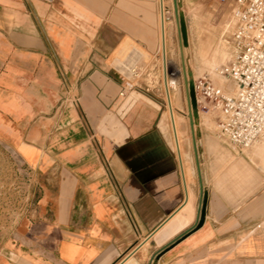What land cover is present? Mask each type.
I'll return each instance as SVG.
<instances>
[{"label": "crops", "instance_id": "1", "mask_svg": "<svg viewBox=\"0 0 264 264\" xmlns=\"http://www.w3.org/2000/svg\"><path fill=\"white\" fill-rule=\"evenodd\" d=\"M160 13L161 0H0V139L31 189L0 264H264V165L203 132L196 157L179 121L185 180L154 86L119 95L128 66L160 57Z\"/></svg>", "mask_w": 264, "mask_h": 264}, {"label": "rangeland", "instance_id": "2", "mask_svg": "<svg viewBox=\"0 0 264 264\" xmlns=\"http://www.w3.org/2000/svg\"><path fill=\"white\" fill-rule=\"evenodd\" d=\"M179 10L183 11L188 44L183 47V56L185 64V74L188 79H195L201 76L210 77L215 83L225 88L229 87V81L219 74V69L230 59V49L225 38L232 30V13L231 7L227 3L218 2L217 0H179ZM167 25L169 27L168 37L170 46V60L175 68H181V57L179 52V39L177 32V22L173 9L172 0H167ZM171 34V35H170ZM172 36V40H171ZM9 62V61H8ZM111 62V61H109ZM149 62V61H146ZM6 63L1 70H5ZM161 59L155 58L149 64L148 70L140 69L137 75L128 74L126 79L135 83L143 81L150 87L154 86L155 98L161 102V110L166 114L167 107L164 89L162 85ZM182 69L177 73L174 80L177 82V90L175 92L174 110L176 116L185 132V139L188 146L191 147V131L188 120V107L185 86L183 83ZM181 74V75H180ZM4 82L3 88L9 87L16 93L15 83ZM5 84V85H4ZM13 84V85H12ZM1 88V87H0ZM218 112L216 110L198 111L197 117L193 118V127L195 138L198 133H209L212 137L210 142L215 147L222 148L230 155L232 159H238L242 163H250L256 165H264V139L254 143L248 148H237L230 145L227 140L220 134L217 126ZM3 116L0 114V135L2 129L10 127L3 123ZM15 125H11L13 127ZM183 132L181 139L183 141ZM3 141L0 139V242L5 238L13 228L16 220L26 209V203L29 201L31 189L23 180L19 172L16 171L15 165L11 158L7 156L3 150Z\"/></svg>", "mask_w": 264, "mask_h": 264}, {"label": "built area", "instance_id": "3", "mask_svg": "<svg viewBox=\"0 0 264 264\" xmlns=\"http://www.w3.org/2000/svg\"><path fill=\"white\" fill-rule=\"evenodd\" d=\"M217 1L227 3L232 13V30L225 38L230 59L219 74L236 91L207 76L195 78L198 111L216 110L220 134L230 145L248 148L264 139V0ZM127 70L137 75L135 68ZM128 85L126 79L119 95Z\"/></svg>", "mask_w": 264, "mask_h": 264}, {"label": "bare ground", "instance_id": "4", "mask_svg": "<svg viewBox=\"0 0 264 264\" xmlns=\"http://www.w3.org/2000/svg\"><path fill=\"white\" fill-rule=\"evenodd\" d=\"M163 2L164 1L161 0L160 32H159L160 33L159 34L160 35L159 51H160L161 68H162L161 69L162 85H163L164 94H165V98H166V102H167L166 105L168 106V112L170 115L169 118L171 119V122H172L171 125L173 128V135H174V139H175L174 143H175L176 151L178 153L177 155H178V159L180 161L179 162L180 167L182 169L183 178L186 180L187 171L184 168V162H183V150H182L181 131L179 129V118L176 116L175 110H174V105H175L174 95H175V92L177 90V82H176L177 80L175 81L174 80L175 78H173V79L171 78L172 76L175 77L177 73H180L181 68H175V65L173 64V62L168 57L170 55V46H169V44L166 45V42H167V39L169 41V37H168L169 27L167 25L166 20L169 16L167 17L165 15L167 13V10L164 9V7H163L164 3ZM134 63H132V64H134ZM120 67H122V64ZM179 67H181V66H179ZM124 70H125V68H124ZM186 78H187V76H186ZM187 80H189V79L187 78ZM228 88L230 91H236V89L232 88V85L230 84V82H229Z\"/></svg>", "mask_w": 264, "mask_h": 264}, {"label": "water", "instance_id": "5", "mask_svg": "<svg viewBox=\"0 0 264 264\" xmlns=\"http://www.w3.org/2000/svg\"><path fill=\"white\" fill-rule=\"evenodd\" d=\"M173 9L175 13V19L177 22V32H178V39H179V52L181 57V69L183 73V83L185 86V92H186V99H187V107H188V120H189V126L192 136V142H193V149L195 156L197 157V146H196V138H195V131L193 127V118L197 117L198 113V106H197V99L195 95L194 90V84L193 79L187 80L186 74H185V64H184V56H183V47H186L188 44L187 40V28L185 23V18L183 11L179 10V5L181 6V3L179 0H172ZM199 134V133H198ZM197 168H198V162H197ZM206 191H203L202 193V199L201 204L198 212V219L195 225H193L192 228H196L201 225L203 221V216L205 212V202H206Z\"/></svg>", "mask_w": 264, "mask_h": 264}]
</instances>
